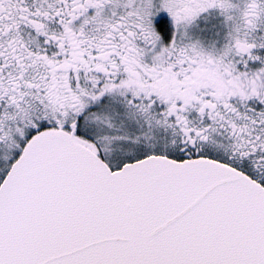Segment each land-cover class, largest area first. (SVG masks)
<instances>
[{
  "label": "snow or ice",
  "instance_id": "obj_1",
  "mask_svg": "<svg viewBox=\"0 0 264 264\" xmlns=\"http://www.w3.org/2000/svg\"><path fill=\"white\" fill-rule=\"evenodd\" d=\"M0 264H264V0H0Z\"/></svg>",
  "mask_w": 264,
  "mask_h": 264
}]
</instances>
